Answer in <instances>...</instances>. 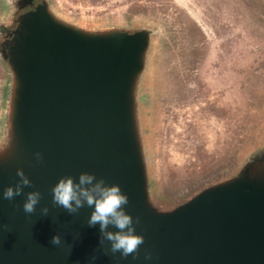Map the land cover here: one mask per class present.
Here are the masks:
<instances>
[{
	"label": "water",
	"instance_id": "1",
	"mask_svg": "<svg viewBox=\"0 0 264 264\" xmlns=\"http://www.w3.org/2000/svg\"><path fill=\"white\" fill-rule=\"evenodd\" d=\"M39 1L19 17L8 48L15 87L7 115L0 104V148L11 145L0 154V197L23 168L33 182L25 193L38 189L42 199L28 217L25 196L0 198V264H89L94 254L91 264H264V127L226 170L168 197L156 144L175 25L140 12L58 17ZM81 172L128 195L125 210L144 236L137 258L99 251L91 208L71 215L51 204L58 179ZM56 233L61 246L50 243Z\"/></svg>",
	"mask_w": 264,
	"mask_h": 264
},
{
	"label": "rangeland",
	"instance_id": "2",
	"mask_svg": "<svg viewBox=\"0 0 264 264\" xmlns=\"http://www.w3.org/2000/svg\"><path fill=\"white\" fill-rule=\"evenodd\" d=\"M53 1L72 17L140 12L175 25L156 144L168 197L226 170L264 127V0Z\"/></svg>",
	"mask_w": 264,
	"mask_h": 264
},
{
	"label": "clouds",
	"instance_id": "3",
	"mask_svg": "<svg viewBox=\"0 0 264 264\" xmlns=\"http://www.w3.org/2000/svg\"><path fill=\"white\" fill-rule=\"evenodd\" d=\"M10 147L11 145L8 144L0 148V154L6 152ZM34 157L36 162H43L42 153L36 152ZM16 176L19 179L15 185L10 184L4 187L0 198L11 202L18 196H25L22 211L30 217L36 213L42 194L38 189L25 193L24 189L33 187V182L25 174L23 168L16 170ZM50 192L53 207L62 208L71 215L78 214L85 207L92 209L87 224L90 227L99 225V251H102L104 255L110 253L115 256L116 253H120V257L124 259L130 255L133 259L139 256L140 246L144 244V236L137 234L135 227L140 223V219L139 217L134 219L125 210L129 198L118 184H107L103 177L97 179L94 173L81 172L78 179L72 175L61 176L51 187ZM39 211L41 216H48L50 209L47 204H44ZM110 226L115 231L109 230ZM105 242H108L107 246ZM50 243L54 246H61L63 243L61 235L54 234ZM95 259L96 255L94 254L90 258L89 264ZM144 259H152L150 251H145Z\"/></svg>",
	"mask_w": 264,
	"mask_h": 264
},
{
	"label": "flooded vegetation",
	"instance_id": "4",
	"mask_svg": "<svg viewBox=\"0 0 264 264\" xmlns=\"http://www.w3.org/2000/svg\"><path fill=\"white\" fill-rule=\"evenodd\" d=\"M51 11L60 17L53 0H46ZM39 0H0V104L8 112L15 87V78L9 62V45L19 17L26 11L36 9ZM7 117V116H6Z\"/></svg>",
	"mask_w": 264,
	"mask_h": 264
}]
</instances>
